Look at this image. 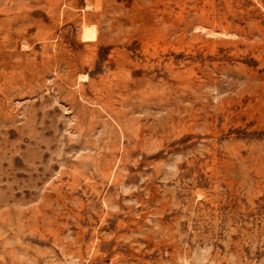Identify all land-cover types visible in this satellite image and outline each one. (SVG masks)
<instances>
[{
  "label": "rangeland",
  "instance_id": "rangeland-1",
  "mask_svg": "<svg viewBox=\"0 0 264 264\" xmlns=\"http://www.w3.org/2000/svg\"><path fill=\"white\" fill-rule=\"evenodd\" d=\"M0 264H264V0H0Z\"/></svg>",
  "mask_w": 264,
  "mask_h": 264
}]
</instances>
